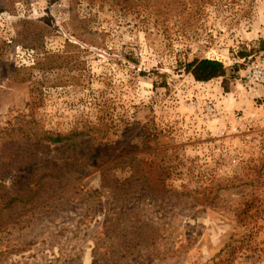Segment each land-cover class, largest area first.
I'll use <instances>...</instances> for the list:
<instances>
[{"label": "rangeland", "instance_id": "rangeland-1", "mask_svg": "<svg viewBox=\"0 0 264 264\" xmlns=\"http://www.w3.org/2000/svg\"><path fill=\"white\" fill-rule=\"evenodd\" d=\"M142 2L23 0L0 14V134L31 122L62 140L6 177L38 196L0 228L2 251L33 243L0 264H92L99 238L121 264H264V91L247 77L264 71V0ZM17 21L52 33L32 48ZM54 55L62 69L42 65ZM195 59L223 62L231 90L186 74ZM45 165L57 172L39 181ZM146 223L157 229L124 232ZM139 235L150 243L134 249Z\"/></svg>", "mask_w": 264, "mask_h": 264}, {"label": "trees", "instance_id": "trees-1", "mask_svg": "<svg viewBox=\"0 0 264 264\" xmlns=\"http://www.w3.org/2000/svg\"><path fill=\"white\" fill-rule=\"evenodd\" d=\"M23 0H0V14L1 13H12L16 7V4ZM57 1V0H54ZM164 7L161 9L168 10L172 6L173 1H176L180 5L181 1L179 0H163ZM125 4H128L129 8L136 9L140 5L144 4L142 0H123ZM141 2V3H140ZM173 12L165 13V15L172 16ZM44 22V21H43ZM41 21H17L14 26L18 34V38L25 37V43L32 48H41L45 43V38L48 35H51L52 31L48 28L46 24ZM72 36L78 40L83 41L82 36H79L76 32L72 33ZM102 38L100 35H96ZM264 50V41L261 42ZM96 47H102L98 45ZM66 58L64 56H49L46 61L42 64L49 70L62 69L65 64ZM181 68L185 70V73L192 76L194 80L198 83H209L214 80L222 79L223 88L226 92L231 90V85L236 80V76L229 73L228 67L221 61L210 60V59H195L192 62L181 63ZM234 70V69H233ZM21 134L19 137H16L14 134L17 132L16 128L14 131H4L0 134V228L3 227L8 218V212L20 207L22 205L26 207H33L34 201L38 196V192L32 189L31 186L23 185H12L7 186L5 184L6 177L14 171H22L31 168L42 162V155L45 152V141L50 143H60L62 140L60 137L45 136L40 137L34 131V126L31 122L26 123L24 126L18 129ZM30 133H33L30 134ZM48 172H57L55 167L51 165H45L36 169L35 175L38 178H41V181ZM61 175L57 174L55 177L59 178ZM53 177V176H51ZM44 186V183L40 184ZM88 217V215L86 216ZM110 225V224H109ZM108 227V226H107ZM149 228L153 232L155 229L153 224L146 223L141 226H132L131 228H126L124 232L128 229L132 230V234L138 235L143 228ZM154 234H150L151 242L154 240ZM127 237V235H126ZM146 242V245H149V240L143 238L141 235L132 242L134 244L133 248L136 249L138 245ZM33 242L28 244H15L11 250H8L9 246L5 249L6 251L0 250V257L6 256L10 253H19L22 252L27 246H30ZM131 243V244H132ZM126 244V242H125ZM95 245L97 248L93 252L94 261L92 264H107L108 262H113L115 264H121L122 260L129 257L128 254L121 255L122 250L119 251L116 248H113L109 257L99 255V251L103 248L101 244V239L99 238ZM123 247L120 244L119 247ZM27 264V263H26Z\"/></svg>", "mask_w": 264, "mask_h": 264}, {"label": "built area", "instance_id": "built-area-1", "mask_svg": "<svg viewBox=\"0 0 264 264\" xmlns=\"http://www.w3.org/2000/svg\"><path fill=\"white\" fill-rule=\"evenodd\" d=\"M247 71H248V76H247L248 79L251 82L260 84V85L258 84L255 85L253 92L257 94L261 90L264 91V71L258 68H254L253 66H250ZM209 112L215 113L216 109H214L213 107L209 108Z\"/></svg>", "mask_w": 264, "mask_h": 264}]
</instances>
